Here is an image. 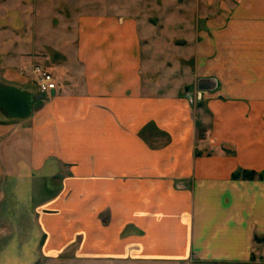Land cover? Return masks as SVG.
I'll use <instances>...</instances> for the list:
<instances>
[{"label":"rangeland","instance_id":"374dc122","mask_svg":"<svg viewBox=\"0 0 264 264\" xmlns=\"http://www.w3.org/2000/svg\"><path fill=\"white\" fill-rule=\"evenodd\" d=\"M0 10L14 16H0V79L9 76L16 87L34 92L36 109L50 96L39 95L34 68L54 77L68 60L83 85L92 76L87 54L93 57L80 32L85 18L101 17L104 25L103 17H118L128 30L127 80L133 86L137 78L144 96L188 104L190 160L222 157L229 181H264L262 100L229 97L232 67L239 74L249 63L262 70L264 60L253 51L264 49V0H0ZM26 96L4 92L2 99L16 121L0 140V264H88V251L101 250L102 243L88 226L87 190L112 189L119 180L89 182L78 177L77 164L44 161L41 154L54 147L42 145L37 120L23 119ZM156 138L150 144L171 141ZM80 166L90 167L86 161ZM121 181L127 190L158 184L190 190L196 180ZM95 214L101 225L109 223V211ZM191 264L208 263L194 258ZM245 264H264V236L255 237Z\"/></svg>","mask_w":264,"mask_h":264},{"label":"crops","instance_id":"0c3cea01","mask_svg":"<svg viewBox=\"0 0 264 264\" xmlns=\"http://www.w3.org/2000/svg\"><path fill=\"white\" fill-rule=\"evenodd\" d=\"M0 16L14 18L9 11ZM100 18H85L86 27L80 29L93 53L85 60L92 76L83 85L65 60V66L54 69L56 91L36 109L34 92L16 87L9 76L0 79V140L16 121L15 111L2 105L3 94L22 93L28 96L23 119L37 120L42 145L54 147L41 154L44 161L53 157L77 164L78 177L89 182L96 177L119 180L112 189L87 190L88 226L102 243L101 250L88 251V264L95 259L101 260L98 264H191L194 258L208 264L248 263L255 237L264 236V181H229L231 171L222 157L190 160L188 104L175 97L159 101L144 96L137 78L132 86L127 27L118 17H103L104 25ZM253 53L264 60V49ZM249 64L241 74L231 68L229 97L262 100L264 117V61L261 71ZM158 135L171 141L150 144ZM81 161L90 167L84 169ZM132 178L196 181L190 190L161 184L127 190L121 180ZM95 211H109V223L101 225Z\"/></svg>","mask_w":264,"mask_h":264},{"label":"built area","instance_id":"2783aa9c","mask_svg":"<svg viewBox=\"0 0 264 264\" xmlns=\"http://www.w3.org/2000/svg\"><path fill=\"white\" fill-rule=\"evenodd\" d=\"M33 74L37 78L36 83L40 95L46 96L56 91L57 84L51 73L44 71L41 67H35Z\"/></svg>","mask_w":264,"mask_h":264}]
</instances>
